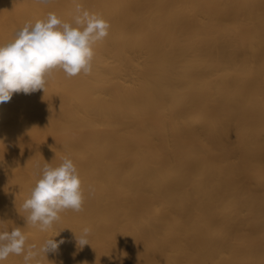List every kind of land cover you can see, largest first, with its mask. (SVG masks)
I'll return each mask as SVG.
<instances>
[{"label": "bare ground", "instance_id": "bare-ground-1", "mask_svg": "<svg viewBox=\"0 0 264 264\" xmlns=\"http://www.w3.org/2000/svg\"><path fill=\"white\" fill-rule=\"evenodd\" d=\"M77 3L110 24L91 74L0 104V231L63 240L40 264H264V0H0V44ZM66 156L83 211L27 225Z\"/></svg>", "mask_w": 264, "mask_h": 264}, {"label": "clouds", "instance_id": "clouds-1", "mask_svg": "<svg viewBox=\"0 0 264 264\" xmlns=\"http://www.w3.org/2000/svg\"><path fill=\"white\" fill-rule=\"evenodd\" d=\"M109 29L110 24L101 15L79 3L71 22L62 20L55 12H49L45 19L35 23L26 22L16 31L14 39L0 44V104L9 102L14 93L45 92L48 79L56 69L67 77L91 74L94 47L109 35ZM83 202L78 169L66 156L58 166L44 163L40 178L21 207L27 214V225L47 231L60 219V213L83 211ZM21 229L0 231V264L9 255H22L23 264H40L41 255L46 257L64 243L50 237L40 247L29 245ZM90 233L91 228L85 227L76 236L79 246L90 244Z\"/></svg>", "mask_w": 264, "mask_h": 264}]
</instances>
